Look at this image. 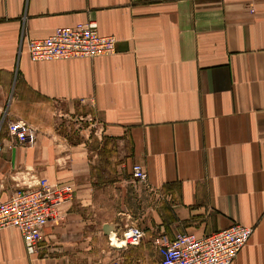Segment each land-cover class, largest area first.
Here are the masks:
<instances>
[{
	"label": "crops",
	"instance_id": "crops-1",
	"mask_svg": "<svg viewBox=\"0 0 264 264\" xmlns=\"http://www.w3.org/2000/svg\"><path fill=\"white\" fill-rule=\"evenodd\" d=\"M87 20L114 52L30 59L29 38ZM48 110L96 129L93 156L114 148L111 180L88 138L44 127ZM34 114L36 139L12 142L6 126ZM0 141V201L39 178L74 187L36 256L17 228L0 230V264H95L92 236L111 219L94 207L111 188L125 215L114 233L144 232L142 245L120 244V264H159L157 237L233 222L253 230L231 264H264V0H0ZM134 163L147 180L124 186Z\"/></svg>",
	"mask_w": 264,
	"mask_h": 264
},
{
	"label": "built area",
	"instance_id": "built-area-1",
	"mask_svg": "<svg viewBox=\"0 0 264 264\" xmlns=\"http://www.w3.org/2000/svg\"><path fill=\"white\" fill-rule=\"evenodd\" d=\"M115 41L113 35L99 33L95 20H87L71 27L56 28L45 37L29 38L27 50L32 61L94 57L114 52ZM5 132L12 142L31 143L34 138L31 126L20 119L10 122ZM131 174L137 182L147 180V172L139 163L132 164ZM73 194V184L52 183L46 178L18 186L0 201V230L17 228L26 254L34 257L41 247L43 228L58 221L60 206L72 201ZM252 230L251 226L233 222L202 236L192 233H181L173 238L159 236L155 242L159 264H231ZM143 236V230L136 226L124 232L126 243L132 245H137ZM111 264L118 263L114 260Z\"/></svg>",
	"mask_w": 264,
	"mask_h": 264
},
{
	"label": "rangeland",
	"instance_id": "rangeland-1",
	"mask_svg": "<svg viewBox=\"0 0 264 264\" xmlns=\"http://www.w3.org/2000/svg\"><path fill=\"white\" fill-rule=\"evenodd\" d=\"M31 111V110H30ZM35 113V111H34ZM45 123L46 126H44L46 129L51 130L53 133L64 135L66 138L70 139V141H78L81 138H88L90 148L92 149V159L94 161V166L100 170H105L104 173H99L101 180H111L113 177V174L109 171L114 169V161L116 162V156L114 155V148L109 149L108 147V153L106 156H93L95 153H103L104 147L101 146V141L97 138V135L95 134L96 129L89 127L88 121H85L83 119H79V115L76 113H63L62 111L59 113L57 110H48V115L44 114ZM36 115L34 114L32 117L26 119L27 123L31 126L34 132V138L36 139L37 135V127H36ZM90 149V150H91ZM104 164V165H103ZM120 178L121 181H124V186H130L131 184L134 185L136 182L131 174L129 172H124L123 168L120 172ZM130 180H133L130 183ZM50 182V181H49ZM54 183V182H52ZM131 189V187H130ZM100 192H102L100 190ZM128 192H131L128 190ZM116 190L109 189L106 191V197L101 196L98 199V202H100V205L97 207V205L94 207V213L95 218L96 214H99V217L102 218V220L108 218L110 221L109 223H105V226L102 228V230L99 228V232L95 233L94 236H92V240L94 243V253H93V260L96 262L95 264H111L112 261L116 260L118 264H120L119 260L116 257V251L120 250V244L121 245H128L126 243L124 232L129 230L130 223L125 224V226L122 227V229L118 233H114L115 231V223L117 220L119 221L120 218H124L125 215L117 214L118 205L116 204V197H115ZM71 202V201H70ZM121 207V205H120ZM123 211L120 208V212ZM123 215V216H122ZM127 220V219H126ZM104 223V222H102ZM122 223H125V221ZM133 226V225H132ZM104 228H108L107 231H104ZM144 238V236H143ZM143 238L140 240V242L137 245H142ZM124 239V242L122 241ZM157 239V238H156ZM156 239L154 240V243L156 242ZM136 245V246H137ZM156 245V243H155ZM118 257V256H117Z\"/></svg>",
	"mask_w": 264,
	"mask_h": 264
},
{
	"label": "water",
	"instance_id": "water-1",
	"mask_svg": "<svg viewBox=\"0 0 264 264\" xmlns=\"http://www.w3.org/2000/svg\"><path fill=\"white\" fill-rule=\"evenodd\" d=\"M108 228H104V231H107Z\"/></svg>",
	"mask_w": 264,
	"mask_h": 264
},
{
	"label": "bare ground",
	"instance_id": "bare-ground-1",
	"mask_svg": "<svg viewBox=\"0 0 264 264\" xmlns=\"http://www.w3.org/2000/svg\"><path fill=\"white\" fill-rule=\"evenodd\" d=\"M122 241H123V243H125L124 240H122Z\"/></svg>",
	"mask_w": 264,
	"mask_h": 264
}]
</instances>
